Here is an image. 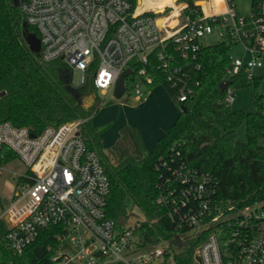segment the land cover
Instances as JSON below:
<instances>
[{
	"label": "built area",
	"instance_id": "1",
	"mask_svg": "<svg viewBox=\"0 0 264 264\" xmlns=\"http://www.w3.org/2000/svg\"><path fill=\"white\" fill-rule=\"evenodd\" d=\"M17 1L25 23L39 35L41 61L63 62L74 85L91 79L103 94L130 68L125 91L127 79H138L134 97L142 98L141 85L146 88L153 77L144 68L134 72L133 63H147L154 52L157 69L182 105L198 84L192 72L201 67L200 49L207 45L202 38L213 33L231 43L230 52L235 48L222 81L240 73L252 78L264 67V2L243 16L234 0L218 6L216 0H172L162 10L155 6L159 0ZM174 8L181 20L162 34L158 19ZM235 88L231 82L226 86L225 103L235 100ZM81 122L35 133L0 121V156L11 151L26 166L2 214L9 247L21 252L41 231L57 227L55 247H48L56 264H166L172 240L139 247L129 226L118 230L107 216L109 180L100 156L79 132ZM160 168L169 176L157 201L168 207L170 219L178 228L188 227L186 236L208 230L195 247V264H264V201L242 207L215 203L217 180L189 167L174 150Z\"/></svg>",
	"mask_w": 264,
	"mask_h": 264
},
{
	"label": "trees",
	"instance_id": "2",
	"mask_svg": "<svg viewBox=\"0 0 264 264\" xmlns=\"http://www.w3.org/2000/svg\"><path fill=\"white\" fill-rule=\"evenodd\" d=\"M258 2L264 0H250V7ZM171 13L175 15L176 11L173 9ZM28 35L39 41L36 29L25 23L18 4L14 0H0V91L5 92L0 96V121L26 126L38 133L47 126L82 119L79 132L86 145L100 156L109 180L106 214L114 219L118 230L129 226L139 247L150 248L172 240V250L165 254V263L195 264V247L208 233L204 230L199 236H186L188 227L178 228L169 217L168 207L157 201L162 183L169 176L157 166L169 159L171 150L179 152L189 167L209 172L217 180L215 203L242 207L264 201L261 141L264 97L256 91L264 75L248 78L240 73L231 78V85L236 88L252 85L255 89L252 111L231 108L225 103V90L219 88V83L230 63L231 43L223 40L201 47V67L192 72L198 84L182 105L176 102L174 91L157 69L154 52L147 63L134 62V72L144 68V74L153 77L147 88L162 84L179 107V113L150 152H143L138 139L135 146L139 151L124 153L120 160L111 163L103 159L102 144L90 125L91 116L102 102L99 90L91 79L83 85H74L72 71L59 60L45 66L40 59V45L38 51H32L26 41ZM169 48L173 50L171 43ZM85 99L89 101L87 105ZM241 123L245 125V140L232 141L229 134ZM130 132L128 138L132 142L137 132L133 129ZM122 136L127 140L126 135ZM15 157L11 151H5L0 156V166ZM129 203L144 215L133 226L129 225ZM6 232L7 225L0 218V264H56L48 247H55L57 227L41 231L21 252L9 247Z\"/></svg>",
	"mask_w": 264,
	"mask_h": 264
},
{
	"label": "rangeland",
	"instance_id": "3",
	"mask_svg": "<svg viewBox=\"0 0 264 264\" xmlns=\"http://www.w3.org/2000/svg\"><path fill=\"white\" fill-rule=\"evenodd\" d=\"M171 2L172 0H159L155 3V6L158 7L159 10H162L163 5L171 4ZM234 2L238 15L244 16L249 14L250 0H234ZM175 7H177L176 3ZM159 15H163V13ZM220 40L221 36L217 33L202 38V42L205 44L216 43ZM234 51L235 48L231 50L230 53L234 54ZM255 74L257 76L264 75V67L255 70ZM135 82H138V79H135L134 82L130 79L126 80V91L119 99L113 96L112 91L107 94H103L99 91L98 95L102 102L99 109L90 119V125L93 131L96 132L103 147V159L109 160L111 163L120 160L124 153H134V149L139 151V149H136L135 143L136 141L138 142V139L141 143L140 135L144 145V148L142 146L143 152H150L155 147V144L151 146L150 142H145V139H152L154 135L163 128L164 121H166L173 112H175L176 115L179 112L178 106L174 103L171 104L169 102V106L166 107L157 93L145 104L135 102L133 100V86ZM141 88L143 91H147L143 85H141ZM254 91L255 89L252 85L243 88H235V100L229 105L231 108L252 111ZM256 91L264 97V78L261 80ZM84 102L85 105H87L89 101L85 99ZM72 121H82V119L79 118ZM131 129L137 132L135 134L136 138H134L132 142H130L128 138ZM143 134H146L145 137H143ZM122 135H126L128 141ZM229 138L232 141H244V123H241L234 132L230 133ZM25 170L26 166L17 157L7 160L0 166V218H2L5 208L8 206L17 190L19 174L23 173ZM128 208L130 211L129 225L133 226L138 220H143L144 215L137 206L129 203Z\"/></svg>",
	"mask_w": 264,
	"mask_h": 264
},
{
	"label": "crops",
	"instance_id": "4",
	"mask_svg": "<svg viewBox=\"0 0 264 264\" xmlns=\"http://www.w3.org/2000/svg\"><path fill=\"white\" fill-rule=\"evenodd\" d=\"M145 90H147V91L145 92V94H144V96L142 98L137 99L136 97H134L133 100L135 102L145 104V103L149 102L150 99H152V96L154 94L157 93L158 96L161 97L162 103H165V106L166 107L169 106V102L171 104H173V103L176 104L175 101H174V99L170 96V94L164 88V86L162 84H157V85H155V86H153L151 88H147L146 87ZM175 115H176V113L173 112V114L166 121H164V125L162 126L163 128H161L160 132H158L157 134H155L154 137L152 139H150V140H149V138H146L145 139V142H147V143L150 142V145L151 146L154 145V144L156 145V142H157L158 138L161 137L165 133L167 127L175 120V118L177 117L178 114L176 116ZM145 135L146 134H143V137H145ZM140 140H141V144H142V146L144 148V145H143V142H142V139H141V135H140ZM261 141H262V143L264 145V136H262Z\"/></svg>",
	"mask_w": 264,
	"mask_h": 264
},
{
	"label": "water",
	"instance_id": "5",
	"mask_svg": "<svg viewBox=\"0 0 264 264\" xmlns=\"http://www.w3.org/2000/svg\"><path fill=\"white\" fill-rule=\"evenodd\" d=\"M14 4L17 5L18 1L14 0ZM26 41H27L28 45L30 46V48L32 49V51H38L39 50V41H37L32 35L26 36ZM44 65L47 66L48 63H44ZM130 73H131V69L126 68L116 78L114 85H113V90H112L113 96L115 98L119 99L123 96V94L125 92V78ZM230 82H231V80L221 81L219 83V88L221 90H224ZM4 93H5L4 91H0V96H2ZM180 109L183 110L184 107L181 106ZM5 219H6V217H4V220ZM119 264H122V263L120 262Z\"/></svg>",
	"mask_w": 264,
	"mask_h": 264
},
{
	"label": "bare ground",
	"instance_id": "6",
	"mask_svg": "<svg viewBox=\"0 0 264 264\" xmlns=\"http://www.w3.org/2000/svg\"><path fill=\"white\" fill-rule=\"evenodd\" d=\"M219 3L220 0H216L217 6L219 5ZM174 10L176 11L175 15H172L170 11L164 17L158 19L159 28L162 34H165L167 31L171 29L170 25H173L174 23L176 24L178 21L181 20V16H182L181 12L177 8H174ZM171 21L172 23H170Z\"/></svg>",
	"mask_w": 264,
	"mask_h": 264
}]
</instances>
